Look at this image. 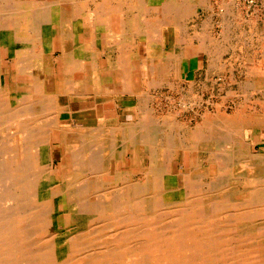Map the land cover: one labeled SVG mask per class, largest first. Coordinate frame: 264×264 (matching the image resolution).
<instances>
[{
	"label": "bare ground",
	"instance_id": "obj_1",
	"mask_svg": "<svg viewBox=\"0 0 264 264\" xmlns=\"http://www.w3.org/2000/svg\"><path fill=\"white\" fill-rule=\"evenodd\" d=\"M191 1L210 9L205 0ZM180 5L176 0H0V51L5 48L19 70L34 77L28 92L13 94L4 91L0 78V264H264V153L253 154L242 141L246 129L263 128L264 117L250 119L242 106L230 116L216 103L217 114L206 112L191 128L179 121L177 109L155 101L154 85L165 63L184 68L185 38L179 34L171 51L164 38L166 27L180 29L181 14L193 11ZM135 13L137 26L131 19ZM113 16L144 34L140 51L133 52L136 41L123 36L129 29L114 32ZM228 26L221 43L235 33ZM145 42L150 44L144 53ZM57 45L71 76L64 89L55 79L49 84L56 75H46ZM138 65L147 70L141 93L131 87ZM125 94L137 96L134 120L61 127L62 112L74 110L73 105L59 107L61 95L78 103L91 95L99 102ZM196 98L197 111H191L199 119ZM131 148L133 165L122 171L120 163L127 167ZM185 153L190 164L184 161L182 173L175 174L174 161ZM238 195L245 200L238 202ZM33 229L41 246L27 242ZM81 231L111 235L116 245L79 253ZM242 243L251 253L242 250Z\"/></svg>",
	"mask_w": 264,
	"mask_h": 264
},
{
	"label": "crops",
	"instance_id": "obj_2",
	"mask_svg": "<svg viewBox=\"0 0 264 264\" xmlns=\"http://www.w3.org/2000/svg\"><path fill=\"white\" fill-rule=\"evenodd\" d=\"M261 2L263 3V0H261L260 3ZM261 8L264 9L262 5ZM136 14L137 13H135V15L132 16L131 19H134L135 25L137 26L138 19L136 17ZM261 14L262 16H259L260 18L258 17L256 18V20L255 17H253L252 20L249 19L246 21L245 25L248 30L245 29L244 32L247 36L245 42H247L248 46L244 45V49H241L239 51L237 56L239 59V64L236 67L228 66L224 69V71L221 69L214 70V68H212L209 64L207 54H202L200 52V45H198L197 48L193 49L190 54L186 53L187 56H185L183 60V78L180 80H182V86L186 85V87L188 88L186 90L187 95H193L190 93V89H192V93H194L193 96L199 94V97L202 99V101H204L202 106L205 105V107L201 110V113L199 115L200 121H202V115L207 114L206 112L211 113V115L213 116L217 114V110H215L216 107H212L213 104L216 103V105L221 106L229 105L232 111L223 112L229 114L230 116H233L238 113L239 110L242 109L240 106H242L245 108L244 114L246 113L248 116L256 118L264 117V88L261 89L257 87V83L260 82H258L255 78V73L253 70V66L256 64L264 65L263 10ZM120 18L121 17L119 16V22L114 19V16L112 18L111 25L114 32L122 34L124 31L129 29L130 33L123 34V36L129 35L133 38L134 41H136V48L132 50L133 52H137L138 50L140 51L141 46H139V41L144 37V34H139V31L135 25H133L134 27L128 28L126 24L127 22L123 23V21H121L122 19ZM123 18L125 21H127L126 17ZM205 20H203V22ZM203 22H201V25L203 24ZM189 26L190 19L187 21V27ZM169 28L165 29L164 38H166L165 40L169 41L172 39L173 43L171 44L170 42L172 50L176 47V44L174 42L175 40H178L177 38H179L181 29H175L174 26H169ZM194 28L195 32H197V27L194 26ZM233 29L234 31L236 30L235 27H233ZM229 31L232 32L231 28H229ZM195 32L193 33L194 35ZM54 33L57 34V31L55 30ZM102 34L104 35L105 33ZM187 34L189 37H191V27L188 28ZM240 36L238 37L243 38L242 36ZM238 37L236 35V38ZM190 45L192 44L186 43L187 47H189ZM184 51L186 52V50ZM59 52L60 51L57 50L56 53H54L53 56L50 57V67H53L56 73L54 79L55 82L58 84L61 83V81L63 80V67L62 62L59 60ZM0 58V78L4 79V91L6 93L10 92L11 94L28 92L31 89L28 83L34 80V77L31 76V73H22V71L19 70L17 66L16 59L13 57L11 58L5 48H1ZM246 60L248 62L247 66L244 64ZM135 62L138 63V61L136 60ZM250 65H252V68L250 67ZM262 72H264V68ZM146 73L147 70L144 71V69L140 68V66L133 70V73L131 75V87L136 93H141V91H143V81ZM221 78L224 79V81H222ZM226 80L228 81L226 82ZM174 81L177 82L175 77L172 76L167 79L166 83H173ZM262 83V85H264V81ZM209 86L213 87L212 90ZM245 87H247V90L245 89ZM229 92L234 93V96L232 98H228ZM206 97L207 99H205ZM62 99L65 100L64 103H61ZM136 101L137 96H131V94L122 95L118 100L112 98L110 100L99 102L96 100V97L94 95H91L87 99L78 101L77 103L76 100H70L67 95H61L59 97V107L61 109H64L69 108V106L72 105L74 106V110L70 109L67 112H62V118L65 115L67 116L66 121H73L75 124H80V126L89 125L90 127H96L97 125H99V122L101 120H106L109 124H116L120 123L122 120H125L126 118H128L130 111H133L134 107H136ZM75 104H77V106H75ZM84 121L88 124L84 123ZM89 121L92 123H89ZM255 129L256 127L246 129L244 137H247L248 141H246L245 144L249 145V148L250 150H252V153H264V141L259 142L256 139L259 136H262V138H264V126L260 130Z\"/></svg>",
	"mask_w": 264,
	"mask_h": 264
},
{
	"label": "rangeland",
	"instance_id": "obj_3",
	"mask_svg": "<svg viewBox=\"0 0 264 264\" xmlns=\"http://www.w3.org/2000/svg\"><path fill=\"white\" fill-rule=\"evenodd\" d=\"M179 3H178V2ZM247 1L248 0H205V4L206 5H208L209 7H210V9L208 8V9H205V8H203V7H195L196 5H197V3L198 2H200V3H202V1H196V2H194V1H191V0H176V3L177 4H179L180 5V2H181V5H183V3H184V5H185V7L187 6V7H189L191 10H192V8H193V11H189V13L191 12V14H186V13H184V14H181V22L179 23V25H178V27L181 29V31H180V36L181 37H183V38H185L184 39V48H185V46H186V43H188V44H192V45H190L189 47H187L186 46V48H185V50H186V53H188V54H190V52L191 51H193V49H195V48H197L198 47V45H200V47H202L201 46V44H204V47H202L203 48V50L201 49L200 51H203V53L202 54H207V56H208V61H209V64H210V66L212 67V68H214V70L217 68V69H221V70H223L224 71V69L226 68V67H228V66H232V67H236L238 64H239V59H238V53H239V51L241 50V49H244L243 48V46L244 45H247V42H245V39H246V33L244 32V30L246 29V30H248L247 29V27H246V21L247 20H249V19H251L252 20V18L253 17H255V20H256V18H258L259 16L261 17L262 16V14H261V12H262V10H263V13H264V9H262L261 8V5H262V7H264V0H263V3L261 4L260 3V1L261 0H249L250 2V4H247ZM101 2V1H100ZM230 2V3H229ZM210 4V5H209ZM224 4V7H220V5L222 6ZM231 6H230V5ZM180 5V6H181ZM199 5V4H198ZM220 7V8H219ZM228 7V8H227ZM224 8V9H223ZM226 8V9H225ZM195 9V10H194ZM228 9V10H227ZM230 9V10H229ZM222 10V11H221ZM224 10H226L225 11V13H227V15L224 13ZM232 10H234V11H232ZM230 11H232V12H230ZM238 11V12H237ZM255 11H257V12H255ZM220 12V13H219ZM221 12L225 15V17H224V15L222 14V16H221ZM215 13V14H214ZM218 13V14H217ZM233 13H235V14H233ZM183 15H185V16H183ZM232 15V16H231ZM234 15V16H233ZM194 16V17H193ZM228 16H230V20H228L227 18H228ZM191 17V18H190ZM211 18V19H210ZM221 18V19H220ZM188 19H190V26L189 27H191V37H189L188 36V34H187V31H188V28L189 27H187V21H188ZM205 19H207V20H205ZM227 21H229V22H227ZM203 20H205V21H207V24H206V26L204 27V24H202L201 25V22H203ZM225 20V21H224ZM254 20V19H253ZM185 21V22H184ZM232 21H233V24H232ZM165 22V24H168V25H170V23H167V21H164ZM220 22V23H219ZM221 22H222V24H221ZM236 22V23H235ZM211 23V24H210ZM198 24V25H197ZM226 24V25H225ZM232 24V25H231ZM197 25V26H196ZM222 25V26H221ZM224 25V26H223ZM231 26V29H232V26L233 27H235L236 28V30L234 31L233 29H232V31L233 32H235V33H232L234 36H232V35H228V39L226 38L225 40H224V42H222L221 43V41H223V32H225L226 30H227V26ZM194 26H196L197 28L199 27V28H202V29H197V35H199V37H194V32H195V28H194ZM200 26H202V27H200ZM219 26V27H218ZM228 26V28H230ZM213 27V28H212ZM223 27H226V29L225 28H223ZM168 27H166L165 29H167ZM221 29L223 30V31H221ZM196 33V32H195ZM182 34V35H181ZM236 35H237V37L238 36H242L243 38H236ZM229 36H232L233 37V40H235V42H236V44L234 45V43H233V40L231 39V38H229ZM240 36V37H241ZM220 38V39H219ZM222 38V39H221ZM181 40H182V38H181ZM166 42L165 43H167V45H166V48H167V51H171V44L173 43L172 42V40H165ZM170 42H171V44H170ZM183 42V41H182ZM192 42V43H191ZM216 42V43H215ZM226 42V43H225ZM229 42L230 43H232L233 45H231L232 47H230V46H227L226 44L228 43L229 44ZM176 45L179 43L178 42V40H175V42H174ZM237 43H238V46H237ZM148 44H150V43H146L145 42V44L144 43H142V50H143V52L145 53V52H148V49H147V46H148ZM221 44V45H220ZM225 46V47H224ZM227 46V47H226ZM248 46V45H247ZM233 47H235V48H233ZM230 48V49H229ZM56 49L57 50H59L60 48H59V45H57V47H56ZM157 49V50H156ZM153 50H156V53H157V51H159L158 50V48L156 47L155 49H153ZM232 51V52H231ZM187 56V55H186ZM154 57H159V55H154ZM176 56H174V58H175ZM65 58H66V56H61V55H59V60L62 62V69H63V80L61 81V83H59L58 84V86H60V89H64V88H66V84H67V81H68V79H71V76H70V74L68 73V71L67 70H65L64 69V62H65ZM237 59V60H236ZM234 60H236V61H234ZM105 62H106V58L104 57L101 61H100V63L102 64V65H105ZM173 64V65H172ZM246 66L248 65V62H247V60H246V62L244 63ZM95 66H98V64L97 65H95ZM94 66V67H95ZM178 65H177V63L176 62H174V61H172V63L171 62H169V63H167V65H166V63H165V67L162 69L161 68V74L158 76V79H157V82H156V85L157 86H155L154 85V88L156 89V91L154 90V95H156L155 97H156V99H155V97L152 95V98L153 99H155V101H156V103L158 102V103H166V104H164V105H166V107H168V106H171L170 108L171 109H177V111H178V114H179V116H178V118H179V121H182V123H190V125H191V128H194L195 126H196V124L198 123V122H200V119H196V118H194V116H195V114L194 113H192V111H193V109H196L195 108V106L193 105V102H194V100H195V98L196 99H199V104H201L199 107H200V109L199 110H202V109H204V107H205V105L204 106H202V104L204 103V101H202V99L199 97L200 95L199 94H196L195 96H190V95H186L187 93H185V91H186V89H188L187 87H186V85L184 86H182V80H180V79H182L183 78V75H182V71L180 70L181 68H179L178 69V67H177ZM161 67V66H160ZM250 67L252 68V65H250ZM263 68H264V65H254L253 66V70H254V72H256V75H255V78H257V81L258 82H260V83H257V85H259V84H262V82L264 81V73H261L262 72V70H263ZM179 70V71H178ZM46 75L47 76H55L56 75V73H55V71H54V69H53V67L52 68H50V69H47L46 70ZM172 76H174L175 77V79L177 80V82L176 81H174L173 83H166V81H167V79L169 78V77H172ZM259 76V77H258ZM222 79V78H221ZM53 80H54V78L53 79H51L50 80V82H49V84L50 83H52L53 82ZM220 80V79H219ZM262 80V81H261ZM222 81H224V79H222ZM228 80H226V82H227ZM165 83V84H164ZM225 83V82H224ZM181 86H180V85ZM168 85V86H167ZM172 86H174V88L172 87ZM165 87V88H164ZM179 87V88H178ZM182 87V88H181ZM210 87V89L212 90V86H209ZM176 88V89H175ZM179 89V90H178ZM184 89V90H183ZM217 89V88H216ZM172 90H174V91H172ZM177 91V92H176ZM179 91V92H178ZM190 93H192V89H190ZM162 92V93H161ZM184 92V93H183ZM161 93V94H160ZM169 93H170V95H169ZM171 93H174V94H172L171 95ZM166 94V95H165ZM179 94V95H178ZM181 94V95H180ZM193 94V93H192ZM168 95V96H167ZM202 95V94H201ZM232 95V96H231ZM184 96V97H183ZM185 96H187V97H185ZM190 97V99H189V97ZM234 96V93H232V92H229L228 93V98L230 97V98H232ZM167 99H165V98ZM180 97H182V98H180ZM208 97V96H207ZM207 97L205 98V99H207ZM159 98V99H158ZM169 98V99H168ZM187 100H185V99ZM192 98H193V100H192ZM173 99V100H172ZM182 99V100H181ZM201 99V100H200ZM158 100V101H157ZM165 102H164V101ZM181 100V101H180ZM190 100V101H189ZM162 101V102H161ZM169 103H171V104H169ZM198 101V100H197ZM65 102V100L64 99H62V101H61V103H64ZM181 103V104H180ZM182 103H184V105L182 104ZM188 103V104H187ZM189 103H190V105H189ZM180 104V105H179ZM185 104H187V105H185ZM175 107H174V106ZM178 106V107H177ZM185 106H187L186 108H184ZM191 106V107H190ZM173 107V108H172ZM189 107V108H188ZM223 107V110L225 111V110H227V111H229V112H231L232 110H231V107L229 106V105H224V106H222ZM190 109V110H189ZM186 110H188V111H186ZM192 110V111H191ZM184 111V112H183ZM196 111H197V109H196ZM131 113H129V116H128V118H126L125 120H122L121 122L122 123H124V122H130L131 120H134V114H133V112H134V109H133V111H130ZM189 112H191V113H189ZM167 113H161V115H166ZM251 117L252 116H249V118L251 119ZM60 118H61V121H62V124H61V127L62 128H70V127H72L75 123L73 122V121H66V118H67V116L65 115V116H63V118H62V115H60ZM261 118V117H260ZM260 118H257V119H260ZM253 119H256V118H254L253 117ZM79 120H81V119H79ZM261 120V119H260ZM64 122V123H63ZM84 123H86L85 121H84ZM89 123H92V122H90L89 121ZM86 124H88V123H86ZM76 125H80V124H76ZM5 133L4 134H6V132H8V130H5L4 131ZM8 136V134L6 135V137H5V140L8 138L7 137ZM54 137H56L55 135H54ZM257 140L258 141H262V137H258L257 138ZM54 141V143H56L55 142V140H53ZM242 141L245 143L246 141H248V138L247 137H244V138H242ZM56 152H55V163L57 164V165H60L61 163H60V156L62 155V147H59L58 149L56 148ZM261 152H253V154H256V155H258V154H260ZM53 154V153H52ZM138 157L140 158V156H141V154H142V151H141V149H139V151H138ZM133 149L131 148V151L129 150L128 151V157L127 156H125V159H127V167H124V166H122L123 164L122 163H120L121 164V170L122 171H127V170H130V168L132 167V165H133ZM184 161H185V165L186 166H188L189 164H190V156H189V154H187L186 155V153H185V158H183V157H181L180 158V160L179 159H176V161H174V170H173V172L175 173V174H178V173H182V170H181V168H180V165H181V163L183 164L184 163ZM120 168V167H119ZM134 171L135 172H138V168H134ZM188 171V169H187V167H186V169H185V172H187ZM212 173H213V171H212ZM181 176H180V178H179V183H180V185H182V181H181ZM205 182H207V181H205ZM176 183V178L175 177H173L172 178V185H176L175 184ZM233 189H235V188H233ZM245 198L246 197H244L243 195L242 196H234V199H236L238 202L240 201V200H245ZM29 201H31V200H29ZM229 205V204H228ZM227 207H229V206H227ZM226 209V208H225ZM225 212H228V210L226 209V211ZM82 232V231H81ZM79 233V234H77V236L78 237H84V239H82L80 242H79V246H80V249L81 250H79L78 252L79 253H82V254H85V253H89V252H94V251H97L98 250V252H100V247H102L103 245H108V243L110 244V242H111V240H110V236L111 235H108L109 236V238H107L108 236H105L106 234H104V235H102L104 238L102 239V236H101V234H94V235H92V234H88V233H86L85 232V234L82 232V233ZM33 233H34V236H33ZM36 234V235H35ZM31 235L33 236L31 239H29L27 242H29L31 245H33V246H35L36 247V245L38 246H41V244H43V242L41 243V241H39V238H40V236H39V233H36L35 232V230L33 229L32 230V233H31ZM88 235V236H87ZM89 235H91V236H89ZM216 235H219V233L218 232H216ZM87 237V238H86ZM89 237V238H88ZM92 237V238H91ZM107 239H109V240H107ZM88 239H90V240H88ZM107 241H106V240ZM102 241L103 243L101 244V242H99V241ZM34 241V242H33ZM37 241H38V243H37ZM32 242H33V244H32ZM35 242H36V244H35ZM81 242H83V243H81ZM91 242V244H89V243ZM93 242V243H92ZM104 242H105V244H104ZM113 242V241H112ZM111 242V244H112V246L114 247V245H116V243L114 242V243H112ZM39 243H41V244H39ZM35 244V245H34ZM84 245V246H83ZM89 245V246H88ZM247 245V246H246ZM93 246V247H92ZM240 246H243L242 247V250L243 251H245V252H249V253H251V250H249L248 248H245V246L246 247H248V244H245V243H242V244H240ZM82 247V248H81ZM84 247V248H83ZM103 247H105V246H103ZM93 250H92V249ZM94 248H96L95 250H94ZM98 248V249H97ZM34 250H36L35 248H33ZM90 249V250H89ZM83 250V251H82ZM87 252H86V251ZM124 252L123 250H120L119 249V251L118 252ZM126 253H127V251H125ZM138 252V251H137ZM152 261H157V260H159V258H150ZM122 260L123 261H146V258H140V257H137V258H132V260H131V258L130 259H128V258H126V257H123L122 258ZM161 260H163V259H161L160 258V261ZM251 260L252 261H255V259H254V257L252 256L251 257Z\"/></svg>",
	"mask_w": 264,
	"mask_h": 264
},
{
	"label": "built area",
	"instance_id": "obj_4",
	"mask_svg": "<svg viewBox=\"0 0 264 264\" xmlns=\"http://www.w3.org/2000/svg\"><path fill=\"white\" fill-rule=\"evenodd\" d=\"M249 2H250V1L248 0V1H247V4H250Z\"/></svg>",
	"mask_w": 264,
	"mask_h": 264
}]
</instances>
